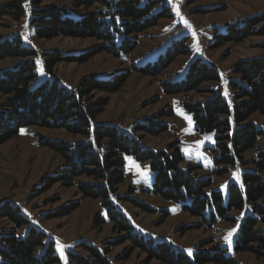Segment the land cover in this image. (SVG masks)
Returning a JSON list of instances; mask_svg holds the SVG:
<instances>
[{
  "label": "trees",
  "instance_id": "16d2710c",
  "mask_svg": "<svg viewBox=\"0 0 264 264\" xmlns=\"http://www.w3.org/2000/svg\"><path fill=\"white\" fill-rule=\"evenodd\" d=\"M44 0H6L0 2V18L11 17L20 20L25 17L26 4L30 11L29 27H33L38 38L71 36L94 38L98 48L80 53H64L61 50L46 51L39 57L33 46L24 44L20 34L0 37V60L8 57L20 58L15 65L0 71V144L17 135L23 128L40 126L51 129H65L74 136L84 139L76 142L46 139L40 141L59 153L64 166L55 174H48L41 180L36 193L50 189L55 183L77 184L83 197L102 198L108 209L113 228L123 236L113 244L130 242L131 247L118 257L127 259L134 249L146 254L147 264L155 260L159 264H241L227 253L225 247L198 249L193 256L175 249L167 242L134 232L125 215L112 203L118 185L124 180L125 155H134L142 161H150L155 173L153 193L168 200L182 202L183 209L191 216L200 218L201 224L212 226L219 218L232 220L229 213L250 204L252 213L247 214L236 236L234 249L237 253L250 252L264 257V230L258 228L264 221V179L259 172H245L244 186L229 185L228 198L219 190L212 189L211 178H201L196 166H182L184 156L179 141L170 142L164 149L154 150L142 146L139 138L112 125L97 124L95 118L102 112L108 99L93 101L94 92L114 93L121 90L130 70L109 78L91 74L82 78L76 88L65 86L54 76L52 68L59 62L83 63L98 53L106 52L121 56L132 52L138 44V36L159 23L162 17L170 16L169 7L154 12L160 0H70L68 6L52 4L41 7ZM225 34H219L213 47L227 42L240 43L250 37L264 36V13L248 16L230 24ZM187 37L174 40L153 63L135 67L147 75H157L181 54L187 53ZM52 75V79L36 82L37 60ZM230 82L234 102L224 99L220 90L203 87L205 83L217 81L220 73L216 65L201 58L194 60L184 78L164 82L169 94L191 91L210 92L212 97L205 102H186V109L194 115L196 129L201 132L215 131L219 152L218 164H234L242 153L257 149V141L264 136V130L250 121L252 113L264 117V45L261 54L237 61ZM172 110L161 111L145 118L133 126L134 132L157 136L167 130L162 121ZM224 140V142H221ZM255 167L264 170V152L258 151ZM226 169L219 171L223 173ZM79 177L88 181L76 182ZM138 206L147 211L145 204ZM79 206L75 201L60 208L50 216L70 214ZM6 219L12 228H0V264H57L53 241L45 245L46 233L31 226L25 236L18 230L29 223L20 207L9 201L0 204V220ZM105 219L97 216L95 225L101 226ZM181 227L180 230H188ZM193 228V226H192ZM82 252H70L69 264H117L108 255V250L81 243ZM205 245V242H204Z\"/></svg>",
  "mask_w": 264,
  "mask_h": 264
},
{
  "label": "rangeland",
  "instance_id": "374dc122",
  "mask_svg": "<svg viewBox=\"0 0 264 264\" xmlns=\"http://www.w3.org/2000/svg\"><path fill=\"white\" fill-rule=\"evenodd\" d=\"M52 4L68 6L70 0H44L40 6ZM155 5L154 12L163 11L166 6L171 15L162 17L157 25L142 32L132 52L121 56L101 52L83 63L59 62L52 68V72L65 86L74 89L85 76L98 74L109 78L130 70L121 90L114 93L94 92L93 101L106 97L108 99L102 112L97 114L95 122L112 124L129 132L139 138L142 146L148 149H164L170 142L179 141L184 156L182 166H196L199 177L211 178L212 189L221 191L226 203L229 185L235 183L243 187L245 172H259L264 179V170L259 171L255 167L258 151L264 152V136L258 139L257 149L245 151L242 158L236 157L234 164H218L216 158L220 153L215 152L218 150L216 137L224 133L198 131L194 115L185 107L186 102H205L213 93L191 91L168 95L163 83L181 80L190 64L201 58L216 65L220 73L219 80L205 83L203 87L220 90L224 99L232 104L236 92L230 86V81L235 78L232 67L239 60L261 54L264 36L250 37L240 43L227 42L215 48L213 44L218 40L219 34L227 32L230 24L248 16L263 14L264 0H160ZM26 9L25 17L20 20L7 16L0 18V37L20 34L24 44L33 46L39 57L46 51L61 50L64 53L78 54L98 48L100 42L94 38L70 35L38 38L33 27H29L27 23L30 18L28 4ZM177 10L180 15H177ZM185 21L191 27L186 26ZM184 37H187L188 52L179 55L168 68L157 75H147L135 70V67L153 63L168 45ZM18 61L20 58L14 57L0 60V71L12 67ZM35 70L36 82L52 79V75L42 66L40 58ZM169 110H172V114L162 118L168 125L163 133L154 136L134 132L133 126L137 122ZM250 121L264 130V117L261 114L252 113ZM21 130L0 144V204L4 201L11 202L20 207L23 215L29 219V223L20 228L18 233L25 236L31 226L45 232V245L53 241L60 257V263L57 264H69V253L82 252L81 243L97 246L103 251L109 248L108 256L117 264H147L146 254L139 249H134L127 259H118L131 244L128 241L120 244L110 242L121 238L123 233L114 230L102 198L83 197L77 184L55 183L50 189L36 193L42 178L58 172L65 162L59 153L45 147L40 141L57 139L76 142L84 138L74 136L62 128L33 126ZM124 159L125 177L111 200L125 215L134 232L155 242H167L187 255L191 250L189 256H193L198 249L225 247L227 253L241 264H264V257L259 258L250 252L237 253L234 249L241 223L247 214L252 213L250 204L231 211L229 216L232 220L219 218L212 226L202 225L200 218L184 211L182 202L164 199L153 193L155 173L151 170L150 161L139 160L134 155H125ZM223 169L226 171L219 173ZM85 181H88L86 177L76 179V182ZM75 201L79 206L70 214L50 216ZM137 203L147 205L150 210H143ZM97 216L105 219L101 226L95 225ZM187 225L191 228L180 230ZM0 228H12V224L2 219ZM234 228L236 232L231 236V244H228L225 237ZM258 228L264 230L263 220L259 222ZM149 264L159 263L153 260Z\"/></svg>",
  "mask_w": 264,
  "mask_h": 264
},
{
  "label": "snow or ice",
  "instance_id": "6c2138e0",
  "mask_svg": "<svg viewBox=\"0 0 264 264\" xmlns=\"http://www.w3.org/2000/svg\"><path fill=\"white\" fill-rule=\"evenodd\" d=\"M25 6H26V5H25ZM177 15H180V13H179L178 10H177ZM185 24H186V26L191 27V26L187 23V21H185ZM25 26L27 27V25H25ZM225 95H227V93H225ZM21 131H23V130H21ZM238 227H239V225H237V228H238ZM235 232H236V229H235V228L232 229V230L229 232L228 236L225 237V242H226V243L231 244V236H232ZM189 255H191V250H189Z\"/></svg>",
  "mask_w": 264,
  "mask_h": 264
}]
</instances>
